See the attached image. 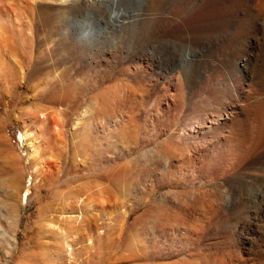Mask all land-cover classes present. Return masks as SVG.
<instances>
[{
	"label": "rangeland",
	"instance_id": "374dc122",
	"mask_svg": "<svg viewBox=\"0 0 264 264\" xmlns=\"http://www.w3.org/2000/svg\"><path fill=\"white\" fill-rule=\"evenodd\" d=\"M15 1L16 17L0 3V264H264L260 0L175 17ZM50 217L78 230L68 254Z\"/></svg>",
	"mask_w": 264,
	"mask_h": 264
},
{
	"label": "bare ground",
	"instance_id": "6f19581e",
	"mask_svg": "<svg viewBox=\"0 0 264 264\" xmlns=\"http://www.w3.org/2000/svg\"><path fill=\"white\" fill-rule=\"evenodd\" d=\"M98 1V0H97ZM100 1V0H99ZM101 1H103V0H101ZM170 0H150V3L148 4L149 6H150V9H149V13H151L150 15H155V14H172L173 16L172 17H175V16H177L178 15V13H179V10H180V8H181V6H187V5H190V6H192L193 7V9H192V11L193 10H197L198 8H201V7H203V6H206L207 4H209V3H213V2H217V0H184V1H181V2H179V3H177V2H174L173 3V1L171 2H169ZM1 2H4V3H6L7 5V7H10L11 9L10 10H8V12L6 11V12H3V15L5 14V17L7 16V17H9L10 16V14H14L15 15V17L17 16V15H19V14H21L20 13V11H18L15 7H13V5L12 4H15V5H17L16 4V1L15 0H0V3ZM19 3V2H18ZM45 3V2H44ZM144 3V2H143ZM97 4H99V3H97ZM100 5L101 6H103V7H105V9L106 10H110V11H112L113 12V14L114 15H116V16H118L119 17V15H125V13H123V11H122V9H120V8H118L117 7V4L115 3V1H107V2H101L100 3ZM211 5V4H210ZM48 6V5H47ZM46 5H44V4H42L41 3V6L40 7H42V9L44 10L46 7H47ZM100 6V7H101ZM18 7V6H17ZM184 7V8H185ZM214 7V6H213ZM212 7V8H213ZM257 8H258V10H259V12H261L263 15H264V0H260L259 1V3L257 4ZM100 9V8H99ZM147 9V10H148ZM191 9V8H190ZM214 9V8H213ZM216 9V11H217V8H215ZM62 10V9H61ZM185 10H186V8H185ZM209 10V9H208ZM207 10V11H208ZM101 11V10H100ZM184 11V10H183ZM189 11V10H188ZM22 12V11H21ZM185 12V11H184ZM214 12H215V10H214ZM10 13V14H9ZM192 13V12H191ZM204 13V12H203ZM209 13V12H208ZM212 13V12H211ZM2 15V14H1ZM2 15V16H3ZM182 15V14H181ZM180 15V16H181ZM251 15V14H250ZM137 16H139V15H137ZM207 16V15H206ZM4 17V16H3ZM154 17V16H153ZM19 18V17H18ZM133 18V17H132ZM138 20V19H137ZM124 24H127V22L126 23H124V22H122V24L121 25H124ZM151 33V32H150ZM90 35V34H89ZM83 36V38H88V33L87 34H84V35H82ZM85 40V39H84ZM88 40V39H87ZM250 46V45H249ZM246 50V49H245ZM247 51H248V49H247ZM237 52V51H236ZM241 52V51H240ZM247 53V52H246ZM239 54V52L238 53H234L233 55V57H235V55H238ZM247 55V54H246ZM176 57V56H175ZM179 57V56H178ZM242 57L244 58V56L242 55ZM180 59V58H179ZM185 59V58H184ZM183 59V60H184ZM181 61H182V59H181ZM173 62H175L174 60H173ZM264 70V69H263ZM262 86H263V93H264V73H263V77H262ZM261 104L262 105H264V100H262L261 101ZM258 106V105H257ZM262 107V106H261ZM260 107V108H261ZM264 108V107H263ZM262 110V109H261ZM263 111V110H262ZM264 112V111H263ZM264 114V113H263ZM262 116V115H261ZM263 117H264V115H263ZM263 117H261V118H263ZM220 119H221V117H220ZM261 121V120H260ZM45 122L46 121H44V120H42V122L41 123H43V124H45ZM49 124H50V128L52 127L53 129H51V130H53V134H52V141H50V142H52V149L54 148L55 150L56 149H58L59 148V134L57 133V131H56V125H57V123H58V120L57 119H55L54 117H53V120H50V122H48ZM197 125L194 127V128H201L202 127V124L201 123H196ZM48 125V124H47ZM262 136V135H261ZM51 137V136H50ZM264 137V136H263ZM61 140V139H60ZM62 141V140H61ZM260 142H261V140H260ZM30 145V144H29ZM50 145V144H49ZM61 145V144H60ZM35 150V149H34ZM54 150V151H55ZM54 153V152H53ZM84 188V187H83ZM82 188V189H83ZM82 189H79V190H77V192L75 193V191L73 192H70V193H67L68 195L67 196H65L66 197V199H65V203H66V201H67V199H70V200H73V201H79L80 200V193L82 192ZM87 192H88V190H86ZM99 194V198H100V202H99V207H100V211H102V212H106V214L107 213H112L113 211H115V209L117 208V202L116 201H114V199H112V197L109 195V193L108 192H106V191H104V190H101V191H99L98 192ZM25 196H26V194H25ZM25 196H24V198H25ZM23 197H21V199H22ZM98 198V199H99ZM64 203V204H65ZM92 201H90L89 202V204H87L88 205V208L90 209V207L92 206ZM104 214V213H103ZM49 221H48V223L45 225L44 224V226H43V228H44V230H48V232L50 231L51 232V234H53V236L54 237H57V240L59 241V239H60V242L57 244V246L60 248V250L62 251V253H66V254H68V249H69V246H70V242L71 241H73V239H75L74 237H75V234L77 233V229L75 228V227H71V226H68L67 224H63V227H62V229H59V227L58 228H56L55 226V224H54V222H59L60 223V221L59 220H55V219H53V218H49L48 219ZM14 221H12V223H13ZM14 224H15V222H14ZM13 225V224H12ZM16 225V224H15ZM73 226V225H72ZM76 226V225H75ZM86 226H87V224H86ZM81 228V227H80ZM82 229H85L84 227H82ZM90 233V232H89ZM14 241L12 240L11 241V239H9V241L6 243L7 244V249H6V255L7 256H9L10 257V255H11V253H12V251H13V249H14ZM50 247V246H49ZM56 247V246H55ZM48 248V247H47ZM58 248V249H59ZM41 255H43L44 256V254H41ZM45 257V256H44ZM43 257V258H44ZM24 260V264H29V262L30 263H32V261H30V260H28V259H23ZM27 261H29V262H27ZM38 264H41V263H38ZM42 264H43V262H42Z\"/></svg>",
	"mask_w": 264,
	"mask_h": 264
}]
</instances>
